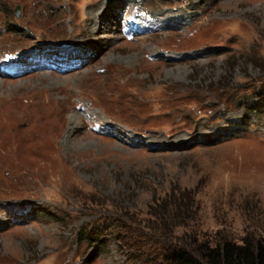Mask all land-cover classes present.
Returning a JSON list of instances; mask_svg holds the SVG:
<instances>
[{"label": "rangeland", "instance_id": "1", "mask_svg": "<svg viewBox=\"0 0 264 264\" xmlns=\"http://www.w3.org/2000/svg\"><path fill=\"white\" fill-rule=\"evenodd\" d=\"M36 44L86 64L0 76V264L264 238V0H0V55Z\"/></svg>", "mask_w": 264, "mask_h": 264}, {"label": "trees", "instance_id": "2", "mask_svg": "<svg viewBox=\"0 0 264 264\" xmlns=\"http://www.w3.org/2000/svg\"><path fill=\"white\" fill-rule=\"evenodd\" d=\"M240 133L229 131L223 135L221 141L237 136ZM220 138V137H219ZM188 196V195H185ZM173 200V207H166L162 216H171L180 223L175 226L189 225L191 214L182 211V202ZM188 208V207H186ZM170 209V210H169ZM172 212V215L170 214ZM160 215L159 213H155ZM168 264H264V238L262 240H251L244 238L241 244L229 239H225L219 244H191L177 246L171 249L166 255Z\"/></svg>", "mask_w": 264, "mask_h": 264}, {"label": "water", "instance_id": "3", "mask_svg": "<svg viewBox=\"0 0 264 264\" xmlns=\"http://www.w3.org/2000/svg\"><path fill=\"white\" fill-rule=\"evenodd\" d=\"M16 15H17L18 18L21 16V9H20V7H17V9H16Z\"/></svg>", "mask_w": 264, "mask_h": 264}]
</instances>
